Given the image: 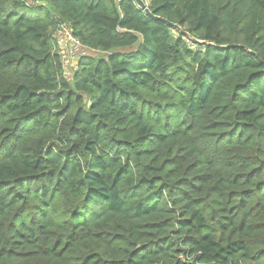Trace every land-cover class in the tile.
I'll return each instance as SVG.
<instances>
[{
  "label": "trees",
  "instance_id": "trees-1",
  "mask_svg": "<svg viewBox=\"0 0 264 264\" xmlns=\"http://www.w3.org/2000/svg\"><path fill=\"white\" fill-rule=\"evenodd\" d=\"M145 1L206 44L0 0V264H264V0ZM61 24L98 53L72 78Z\"/></svg>",
  "mask_w": 264,
  "mask_h": 264
},
{
  "label": "built area",
  "instance_id": "built-area-1",
  "mask_svg": "<svg viewBox=\"0 0 264 264\" xmlns=\"http://www.w3.org/2000/svg\"><path fill=\"white\" fill-rule=\"evenodd\" d=\"M55 45L57 48H71L72 55L78 60L90 55V49L81 45V43L74 37L72 30L66 24H61L54 36ZM72 59V57H70ZM65 56L63 55V62L65 64ZM75 60V59H74Z\"/></svg>",
  "mask_w": 264,
  "mask_h": 264
},
{
  "label": "water",
  "instance_id": "water-1",
  "mask_svg": "<svg viewBox=\"0 0 264 264\" xmlns=\"http://www.w3.org/2000/svg\"><path fill=\"white\" fill-rule=\"evenodd\" d=\"M132 1L138 6V8L142 12H144L151 19H153L155 21L163 22L164 24L168 25L169 27L179 31L183 35H186L187 37H189L194 42H197L199 44H206V42H200V41L194 39L192 36H190L188 33H186L179 25L170 23L168 20L154 15V13L149 9V7H148V5H147L145 0H132ZM40 4H41V6L46 7L48 9V11H50L52 13V8L50 6H48V3L41 2Z\"/></svg>",
  "mask_w": 264,
  "mask_h": 264
},
{
  "label": "rangeland",
  "instance_id": "rangeland-1",
  "mask_svg": "<svg viewBox=\"0 0 264 264\" xmlns=\"http://www.w3.org/2000/svg\"><path fill=\"white\" fill-rule=\"evenodd\" d=\"M35 1H39V0H35ZM35 1L34 0H28V3L30 6H35ZM61 52L62 54L65 56L66 60H65V64H66V72L68 74V76L70 78H72L73 76V73L75 71V67L76 65L79 63V60L77 58H74L73 55L71 54L72 51H71V48H61ZM91 54H94V56H97L98 53H90ZM72 57V59L70 58ZM75 59V60H74Z\"/></svg>",
  "mask_w": 264,
  "mask_h": 264
}]
</instances>
